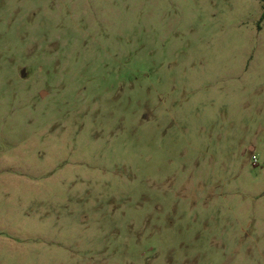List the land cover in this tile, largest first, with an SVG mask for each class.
Instances as JSON below:
<instances>
[{
	"label": "rangeland",
	"instance_id": "rangeland-1",
	"mask_svg": "<svg viewBox=\"0 0 264 264\" xmlns=\"http://www.w3.org/2000/svg\"><path fill=\"white\" fill-rule=\"evenodd\" d=\"M264 0H0V264H264Z\"/></svg>",
	"mask_w": 264,
	"mask_h": 264
},
{
	"label": "trees",
	"instance_id": "trees-1",
	"mask_svg": "<svg viewBox=\"0 0 264 264\" xmlns=\"http://www.w3.org/2000/svg\"><path fill=\"white\" fill-rule=\"evenodd\" d=\"M263 18H264V14H263V16H262Z\"/></svg>",
	"mask_w": 264,
	"mask_h": 264
}]
</instances>
